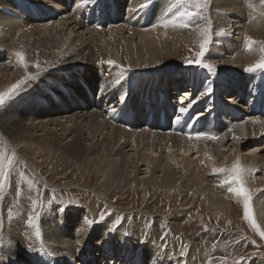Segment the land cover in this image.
I'll list each match as a JSON object with an SVG mask.
<instances>
[{
	"label": "bare ground",
	"instance_id": "obj_1",
	"mask_svg": "<svg viewBox=\"0 0 264 264\" xmlns=\"http://www.w3.org/2000/svg\"><path fill=\"white\" fill-rule=\"evenodd\" d=\"M98 1V5H95L97 6L96 16L100 24L106 22L108 26L112 23L121 24L124 14L128 13L130 15L133 13V10L137 11V9L140 10L144 7L141 5L143 3L142 0V3L139 2L140 0H114V7L108 6V0ZM173 1L159 0L158 3L154 2L155 4L147 3L148 6L146 9L140 10V12H149L152 8L150 18H148L150 22L147 27L153 28L150 29L153 30L152 33L148 31L149 36L142 35L144 38L137 37L142 39L138 45L135 44L134 40L126 39L124 47H121V45H111V42L106 44L102 42L103 40L100 41L101 39L98 40L94 37L90 38L89 41L78 36L71 37V29L66 28L68 31H65V25L66 27L69 25L72 27V25H76L77 19L91 15L92 6L86 9L82 2L77 4V0H0V65H4L1 69L6 70L8 67L14 66L16 67L15 72L19 78L22 79L26 76V82L20 90L16 91L4 104L0 105L1 139L4 138L12 148L11 141H14L15 138H20L24 144H36L43 151L50 152L59 160H65L68 168L67 171L76 177L78 174L82 175L81 177L88 176L87 174L91 170H95L96 177L99 181L104 178L110 184V187H115L110 192L116 191L118 186L126 189L129 183L136 180L134 178L147 174L148 178L144 182L149 185L148 188L152 194L169 190L176 197V203L180 201L186 202L187 204L185 206L183 205V207H188V209H183L181 212L178 211L170 221L168 230H170L171 234L169 235L171 236L170 240L172 242L170 240L166 242L163 235L157 232V235L150 234V236L146 234L143 236L141 234L144 232H140L138 229L128 228L127 225L119 227L115 223H111V221H102L100 224L97 223L98 225H95V221L98 218L97 211L91 208L88 209L86 206H81L80 209L66 207L65 211L61 213L59 211L60 204L54 207L53 210L50 209L51 212L49 214H42L40 223L41 235L37 237L36 229L30 228L24 217L17 218V220L15 219L11 223L6 220L3 215V207L1 206L0 218L2 230L1 227L0 230L2 231V236H7L8 234L10 236L6 240H2V236L0 237V255L7 256L9 246L11 245L12 260L9 264H13L14 261H24L32 264L41 257L47 259L49 264H70V258L91 253L90 249L98 251L102 246H119L123 243H128V246H131L133 250L139 251V254L143 253L146 261L157 256L161 262H164L169 258L172 259L173 257L184 255L185 257L180 261V264H208L205 263L207 256L205 257L201 253L198 254V251H189L187 248V251H183L185 244L177 243L175 234L179 230V234L182 236L184 242L188 240L181 231L186 229V231H191L190 225H185L188 219L190 220L194 217L204 196L207 198V205L215 211L224 216L238 217L239 214L235 207L237 203H241L243 197L232 191V189L238 187V184L233 179L234 174L230 173L229 170L236 163H234V160L227 154L224 148L225 142L235 139L234 129L232 130L233 127L227 123L219 122L214 130L211 131L204 125L210 118H203V113L195 115L191 109L186 115H184L185 113H180L179 109L187 104L183 97V100L180 99V104L184 105H177L176 108L173 107L174 110L172 111L168 110L170 109L169 105L174 103L170 99H166L165 102L162 99L158 100L161 103L157 105V108L153 107V103L144 105L139 100L140 104L138 105H132L131 103L133 102L131 101L126 106H122V108L127 107V112L122 114V116L129 121L128 125H131L130 127H132V122L143 125L151 117V121L153 122L155 120L156 122V129L158 131L160 130L159 133L157 132V135L151 131L152 129L145 127L143 129L145 132L137 133L138 135L130 134L127 131L125 133L122 130H113L110 133V138L98 139L100 135L105 136V131L114 125L108 119V115L103 114V109H97V101H100L98 95L100 98L104 95V99L112 98L111 102L115 101V95L122 96L121 93L127 95L126 90L131 89L133 84H139L137 81L141 80L143 74H150L152 71L149 67L143 66L145 61L143 60L144 57L151 56L153 59L161 60L160 65L153 66L154 71L167 69V66L172 65L175 61L172 59L173 54H177L183 47H188V44H194L200 47V44L205 39V35L209 41H213L209 37L211 34L208 32L210 26H213L215 29L217 39L220 40V38H223L221 40L224 42L220 45L219 49L215 48L216 45L212 46L211 54L203 63L213 65V74L222 78L227 88L231 86L235 88V95L233 94L232 102L237 100L236 96L238 94L241 95L240 97L248 95V91L251 88L254 89V84H262L257 82V77L254 80L248 78L247 75H250V72L246 71V69L264 60V51H262L264 49V0H210L212 7L208 10V14L193 15L191 18L187 15L181 16V20L183 21L181 24L176 22L180 17V15L178 17V14L191 12L189 11V4L186 0ZM139 3H141V6H139ZM171 3L177 4L178 14L176 20L173 15L174 7L173 5L171 6ZM75 8L78 9L76 11L77 14L75 13L76 20H73L75 19L74 15V17L69 15L62 16V13H71ZM169 12V17H166L165 14ZM82 13H85V15L83 16ZM59 15L65 18L61 22ZM145 16L147 15H144L142 18L139 17L141 19L138 21L145 22L147 19ZM45 17L47 18V23L53 24L52 27L46 25L43 28L36 24L44 22ZM206 17L210 19L206 20ZM131 18L134 19L132 16ZM232 19L237 20L235 23L230 24L234 22ZM72 21H75V23L71 24ZM247 21L248 25L245 24ZM78 22L80 24H77V26L81 25L82 21ZM236 23L244 26L241 27V30L239 29L240 33L243 34L246 32L248 38H251L255 42L250 49L248 47V40L244 42V37H240L237 33L240 38L227 39L230 34V28ZM33 24L39 26V28L35 26V29L32 28L28 32L23 30V28L27 29L30 26L34 27ZM82 24L85 26L84 23ZM229 24L231 27L226 31L222 30ZM61 25H64V28L60 27ZM156 25L159 27H156ZM85 27L84 29H86ZM238 27L240 28V26ZM110 28L113 33V38H116L115 42L125 39L123 38L125 28ZM206 29L207 32H205ZM134 31L135 29L131 28V33H134ZM227 33L229 34L227 35ZM29 35H32V39L28 38ZM96 35L98 34L95 33L94 36ZM162 37L164 38L163 42L159 40ZM182 38L185 39L182 40ZM238 42L241 44L239 47ZM156 43L158 45L155 49H152V45ZM242 46L244 50H240ZM222 50H226V53L230 54V57L226 58L222 56V52H224ZM218 51L219 54L216 53ZM17 52L23 53L27 67L19 62L16 56ZM214 56H218L220 61L223 60L225 63H221V65L216 64L212 58ZM132 57L138 58L137 61L133 62ZM209 58L213 59V63L209 62ZM109 61L113 63L110 64ZM37 64H39V68L36 67ZM200 68L198 69L199 76L204 73V68ZM1 71L0 79L3 80L1 78ZM191 72L194 71L192 70ZM206 74L208 76L211 73L208 71ZM79 77L82 78V81H80ZM170 81L169 78H166L163 82H159L160 86L155 91H158V94H160L161 89L159 88L164 83L165 86L161 94L168 93V95H174L176 93L175 90L180 93L182 84H179L177 89L171 91ZM171 84H174V82ZM115 86L118 87L120 92L113 93ZM191 86L195 90L194 85ZM67 87L72 88L71 92L79 95V98L76 99L73 96L74 93L70 96V94L64 92V89ZM202 89L204 90V87ZM182 92L185 91L181 90ZM144 95L146 94L144 93ZM84 99H88V103L94 105V107L87 109V103L84 102ZM102 104L104 105L105 103ZM250 106L252 105L250 104ZM146 107H148V111L145 110ZM160 107L165 111L164 113L160 112L161 110L159 111ZM129 109L132 110L130 111ZM150 110L153 111L151 116ZM256 110L260 114H264V105H259ZM180 115L184 116L180 117ZM161 116L164 117L165 122L163 126H158ZM194 116L196 122L203 124V131L198 130L200 136L198 141L204 143H200L201 145H193L190 148L188 144L191 142L177 137V134L183 136L185 133L182 130L184 124L188 123ZM251 120L248 121L251 122ZM253 124L255 126L251 128H253L252 135L254 138L257 133H264V122L258 119ZM139 127L142 126L140 125ZM139 127L135 126L134 128L139 129ZM40 131H43L44 134H36V132ZM239 131L241 135L247 136L244 126H240ZM220 133H222L220 136L223 139L219 142L216 139L211 140L207 138V136H216ZM124 138L126 140L130 138L134 141L132 145V149L134 150H137L141 146V150H145L144 154L141 153V157H139L133 152L124 153V149L131 143L129 140L127 142L124 141ZM157 141L158 143L156 144ZM162 142L166 143L163 144ZM239 144L243 143L240 142ZM239 144H235L237 150L240 148ZM153 145L157 146L152 148ZM166 145H168V149L180 147V151L185 155L187 151L194 150H196L195 153H200L195 158L190 157L192 155L185 156L183 162L180 163L182 165L177 166L168 159L173 155L169 154L167 157H161ZM245 146L247 147L248 144ZM132 149L130 150L132 151ZM13 150H16V148H13ZM156 151L160 154L159 158L155 160L154 156L156 155ZM236 157L239 160L241 168H246L244 170L245 172L248 173L255 169L264 172V160L261 157L258 158L254 155L239 157L238 152H236ZM248 157L251 158L248 159ZM139 162L141 167L138 165ZM108 166L112 167V169L108 170ZM144 166L145 173L142 172L144 174H140ZM104 167L107 170H104ZM217 169H224L226 171H215ZM206 172L209 173L207 174ZM38 175L40 177L41 172ZM153 177L154 179H152ZM42 178H40L42 182L48 183ZM246 178L252 186L255 185L252 176L249 177L247 175ZM261 183L264 185V179H261ZM254 204L256 219L260 226L264 227V197L255 200ZM9 223L8 233L5 229ZM184 226L185 228H183ZM125 233H127V236L124 235ZM192 246L193 250H196L197 247L195 245ZM103 253L107 255V252L102 250L99 255L97 254L98 257ZM140 257L138 255L132 262L143 264L141 260L143 256ZM113 258L112 255L110 259ZM90 259L88 256L86 261ZM173 261L175 262L177 260L174 259ZM88 262L91 263L90 261ZM94 264L98 263L94 262ZM120 264L132 263H128V260H120Z\"/></svg>",
	"mask_w": 264,
	"mask_h": 264
},
{
	"label": "rangeland",
	"instance_id": "obj_2",
	"mask_svg": "<svg viewBox=\"0 0 264 264\" xmlns=\"http://www.w3.org/2000/svg\"><path fill=\"white\" fill-rule=\"evenodd\" d=\"M88 1L89 0L87 1L77 0V4H80L82 2L84 4L82 5L86 7V9L92 6L91 15L88 17H85V18L82 17L80 19H77V17L75 16V13L78 9L76 8L73 9L71 13L70 12H64V14L62 13L63 17L68 16V15L69 16L74 15L75 17L74 16L73 17L75 19L73 20L77 19L76 23L75 21L71 22V24L73 23L76 24L74 26L72 25L73 28L70 25L67 27L65 25L66 32L68 31L66 28L71 29V37L78 36L83 39L85 38L86 41H89L90 38L94 37L95 39H98V40L101 39L100 41L103 40L102 42H105L106 44H108V42H111L112 43L111 45H114V46L121 45V47L122 46L124 47V43L126 42V39H132L134 40L135 44L138 45L140 44V41L142 39L137 38V37L144 38L143 36H146V35L149 36L148 31L149 33H152L153 31V30H150V29H153L152 27L147 28L148 23L150 22L148 21V18H150V12L152 11V8L149 12H144V11L140 12V10L146 9V7H143L140 10L137 9V11L133 10L132 14L128 15V13H126L123 15V20L121 22L122 25L120 23L119 24L112 23L111 25L108 26V23L106 22H103V24L99 23L98 17L96 16L97 6H95L96 4L88 2ZM142 1L141 0L139 1L142 3V4L139 3V6L147 5V3L155 4V3H158L159 0L157 2L156 0L155 1L149 0L148 2L147 0H142ZM175 1L176 0H174L173 2ZM186 2L189 4V11L193 13L199 11V15L204 14V13L208 14L207 13L208 10H210V8L212 7V3L210 0H199L200 3L205 5V7L199 10H197V8L195 7L197 0H186ZM172 3H171V6L173 5L174 7L173 15H174V19L176 20V16L178 14L177 8H176L177 4L176 3L172 4ZM108 6L114 7V0H108ZM82 14L83 16L85 15V13H82ZM143 14L147 15L145 16V18H147L145 20L146 23L144 21H141V22L138 21L144 16ZM169 14L170 12L166 13L165 16L169 17ZM179 15L180 13L178 14V17ZM62 16L59 15L60 22L61 20L65 19V18H62ZM131 16L134 19H132ZM46 17H49V16H46ZM46 17L44 19V22L36 23V24L42 27L43 26L45 27L46 25L52 27L53 24L47 23ZM208 17H206L207 18L206 20L210 19ZM236 20L237 19H232V21L234 22H231L230 24L235 23ZM78 21H82V23H84L86 27L83 26L82 23L81 25L77 26V24H80V22ZM14 22L16 21L14 20ZM176 22L178 24H181L183 22L181 20V15L176 20ZM6 24H9V23H6ZM48 24H52V25H48ZM230 24L228 26H225L222 30L226 31L229 27H231ZM245 24L248 25V21ZM35 26L36 25H34V27L30 26V28L28 27L27 29L23 28V30L28 32L32 28L34 29L36 27L39 28V26H36V27ZM238 26H240V28ZM60 27L64 28V25H61ZM84 27L86 29H84ZM110 27H115V28L120 27L123 29L125 28L124 34H123V38L125 39L123 41L115 42L116 38H113V33L111 32ZM144 27L148 30H146ZM156 27H159V26L156 25ZM241 27H244V26H242L240 23L234 24L233 27H231L229 30L230 34L227 33V35L229 34L227 39H236V38H240L241 36H243L244 42H246L248 40V36H247L248 34L246 32H244L243 34L240 33V30L242 29ZM131 28L135 29L134 33L133 32L131 33ZM82 30L84 31L82 32ZM208 32L211 34L209 35L208 33L209 37L213 39V41L211 40L209 41V45L207 46V52H206L205 57L203 58V62L211 54L212 46L216 45L215 48L219 49L220 45H222L224 42L223 40H221L223 38H220V40L217 39V34L215 33V29L213 28V26H210L208 28ZM95 33H97L98 35L94 36ZM236 33L240 37H238ZM136 34H141V35H136ZM28 38L32 39V35H29ZM183 39L185 38H182V40ZM227 39H225V41H227ZM159 40L163 42L164 38L162 37ZM157 45H158L157 43L152 45V49H155ZM240 45L241 44L238 42V47ZM199 50H200V47H198L197 45L188 44V47L185 46L182 49H180L177 54L175 53L173 54L172 59H174L175 61L173 62L172 65H168L167 69H162V71L153 70L154 68L153 66L159 64L161 60L153 59V57L151 56L144 57L143 60L145 61H144L143 66L149 67L152 71L150 72V74H143L141 77V80L137 81L139 84H133L131 89L126 90L127 99L124 101L123 104L119 102L120 96L118 95H115L114 102H111L112 98L104 99L105 98L104 95H102L101 98L98 95V99L100 101L99 102L97 101V109L99 110L103 109L102 111L103 114L104 115L107 114L108 119L114 124L111 126V128H108L105 131V134H106L105 136L100 135L98 136L99 137L98 139L103 140L104 138L105 139L110 138V135H111L110 133H112L113 130H122L125 133L129 132L130 134L138 135L140 134V132L141 133L145 132L143 131L145 127L148 129H152L151 131L154 134L156 133L157 135L160 130L158 131L156 129L155 120H153V122L152 121L149 122V119H148V121L146 123L144 122L143 125L137 124L136 122L135 123L132 122V127H130L131 125H128L129 121L126 120L122 116V114H125L127 112V109H126L127 107L122 108V106H126V104L131 103V101L133 102L131 103L132 105H138L140 104L139 103L140 101L141 104L143 102L144 105L153 103L154 104L153 107L157 108L158 107L157 105L161 103V101L158 102V100L162 99V101L165 102L166 99H170L174 101V103L169 105L170 109L168 110L172 111L174 110V108L177 107V105L179 106L184 105V104H180V99L183 100L184 98L187 104H185L186 106H183V107L188 108V111L186 113L190 112V109H191L192 111H194L193 113H195V115H199V113H203L204 114L203 118L209 117L210 119H208L207 122L204 123V125L206 128H209L211 131L214 130L215 126L219 122L227 123L228 125L233 127L232 130L234 129L233 131L235 133V139L225 142L226 144L224 148L226 149L227 154L232 157V159L234 160V163L236 164L239 163V160L236 157V152H238L239 157L240 156L247 157V155L249 156L254 155V156H257L258 158L261 157L264 160V148H263L264 147V138H263L264 133H260V134L257 133L255 138L252 135V131H253L252 129L255 126V124L252 125V123H254V121L258 119L264 122V114H260L258 110H256L259 105H264L263 104L264 103L263 102L264 101V70L256 69L255 72L254 71L250 72L249 73L250 75H247L248 78H251L254 80L257 77V82L262 83V84L261 85L254 84V89L251 88V90L248 91V95H245V97L244 96L240 97L241 95L238 94L236 96L237 100L232 102L233 101L232 98L235 95V88H233V86L227 88L226 83L222 81V78L216 76V74H213V72H211V74H208L207 76L206 74L208 72L207 69H203L204 73L202 72L203 75H200L201 78L203 77L201 79L198 73L199 71L198 69H201L200 68L201 66L185 64L186 60L195 59L196 53L199 52ZM240 50H244V47L242 46ZM222 51H224L222 52L223 53L222 56H225L226 58L230 57L229 56L230 54L226 53L227 52L226 50H222ZM121 53L123 52L121 51ZM216 53L219 54V51ZM214 57L212 58L214 59L216 64L221 65V63L222 64L225 63V61L223 60L220 61L218 56H214ZM212 58H209L211 60V61L209 60V62L211 63H213ZM137 59L138 58L132 57L133 62H136ZM226 60H229V59H226ZM2 66L4 65H0V71L2 70L1 69ZM15 69L16 67L13 66V67H8L6 70H2L4 72L1 71V74H2L1 78L3 80L0 79V93L6 92L14 84H19V88L16 90L18 91L26 82V79H25L26 76H24L22 79L19 78L18 74L15 72ZM192 70L194 72H191ZM205 70L207 71L206 73H205ZM204 74H206V76H204ZM79 78H80V81H82V78L81 77ZM166 78H169V81L171 79L170 81L171 91L177 89L179 84H182L181 90H184L185 92L181 93V90H180V93H181L180 94L177 90H175L176 93H174V95H170V94L168 95V93L161 94L163 87L165 86L163 83L162 84L163 86L159 88L161 89L160 94H158V91H155V89L158 86H160L159 82H163ZM20 81H23V83H20ZM173 82L174 84H171ZM208 84H211L213 88V92L210 95H203L202 94L203 89L201 90V88L203 87L205 88V86ZM191 85H194L195 90H193V87ZM116 87L117 86L114 87L113 93L120 92V90H118V87L117 88ZM71 90L72 88L67 87L64 89V92L70 94L71 96V94L73 95L74 93V92H71ZM144 93L146 95H144ZM121 95H123V93H121ZM199 95L200 97H198ZM73 96L76 99L79 98V95L75 93ZM87 100L88 99H84V102L87 103V109H92L94 105H90ZM102 103H105V104L103 105ZM250 104L252 106H250ZM189 105L191 106L189 107ZM113 109H115V111H113ZM129 110L131 111L132 109H129ZM145 110L148 111V107H146ZM159 111L163 113L165 112L162 110V107L159 108ZM236 112H238V114H236ZM186 113L184 115H186ZM151 114H153L152 110H150V115ZM112 115L113 117H111ZM211 115L213 118L211 117ZM182 116L180 115V117ZM195 120L196 118L194 116L193 118H191V120L188 123L184 124V128H182V130H184L185 133L183 134V136L181 134H177V137H180L182 139L184 138L185 140H188L191 142L190 144H188L190 148H192L193 145H201L200 143H204L202 141L199 142L198 141L199 138H197V136H199L198 130L203 131L204 129L203 124H201V122H196ZM200 120L202 121V119ZM248 120H251L252 123ZM240 123L242 124L240 125ZM140 125L142 127H139ZM135 126L139 127V129L134 128ZM240 126L242 127L244 126L246 130L245 133L247 136L241 135L239 131ZM36 134L41 135L44 133L43 131H40V132H36ZM160 134L162 135V133ZM220 135H222V133L215 136L217 137L216 139L217 142L223 139L222 136ZM246 137H247V141H246ZM128 140L131 143L128 144L127 148L124 149L125 151L124 153L133 152V153H136V155H138L139 157H141V153L144 154L145 150H141L142 148L141 146H139V148L137 149L138 151L132 149V145L134 141L130 138L127 140L124 138V141L127 142ZM11 142H12L13 148H16V150H13V148L8 144V142H6L4 138L1 139L0 137V163L3 164V170L6 173V176H0V184H2V187H0V209L2 206L3 215L5 216L6 220H8L10 223L15 219L17 220V218L24 217L29 227L32 229L35 228L37 230V228L40 229L42 214H47V213L49 214V212H51V210H53L54 207H56L59 204H60V207H64V209L66 207H74V209H80L81 206L82 207L86 206L88 209L91 208L97 211L96 213L98 215V218L95 221V225H98L100 224V222H102L99 220V216L101 213H103L105 215L104 221H111V223H115L119 227L123 225H127L128 228L131 227V229H136V230L138 229L140 230V232H144L143 234H141L143 236H145L146 234L147 235H150V234L157 235V233H160L163 235V238L166 240V242H169V240L171 239V236L169 235L171 233H170V230H168L170 221L175 217L178 211L181 212L183 209H188V207H183V205L185 206L187 204L186 202L180 201L176 203V197L169 190H163L161 191V193L152 194L150 189L148 188L149 185L146 182H144L145 179L148 178L147 174H145L144 176L141 175L137 178H134L136 180H134L132 183H129L126 189L121 188V186H118L116 188V191L110 192L115 187L113 188L110 187V184L104 178L101 181H99L98 178L96 177L95 170H91L89 174H87L88 176H85L86 178L81 177L82 175H79V174L76 177V176H73L71 172L67 171L68 168L66 166L67 163L65 160H59L57 157H55L50 152L43 151L42 148L37 146L36 144H33V143L24 144L20 138H15V140ZM240 142L243 144H239ZM245 142H248V143H245ZM157 143L158 141L156 142V144ZM162 143L164 144L166 142H162ZM235 144H239L240 148L238 150ZM247 144L248 146L246 147L245 145ZM156 146L157 145H153L152 148ZM179 148L180 147L168 149V145H166V148L164 152L162 153L161 157H167L169 154L173 155L169 157L168 159H170L171 162H174L175 165L181 166L182 164L180 163L183 162V159L185 158V156L192 155L190 157L195 158L200 153V152L195 153L196 150H194L190 152L187 151V154L185 155L180 151ZM130 149H132V151ZM159 154L160 153L156 151V155L154 156L155 160L159 158ZM249 158L251 157H248V159ZM9 160H11V163H9ZM138 165L139 166L141 165L140 162ZM108 167H109L108 170L112 169V167L110 166ZM103 169L107 170L105 169V167ZM144 169H145V166L141 169L140 174L145 173ZM232 169L229 170L230 173H233ZM242 169L246 170V168H242ZM37 172L38 173L41 172L40 177ZM244 172L245 171H243L242 173L243 183H244L245 188L249 191V195L251 197V200H250V207L252 211L251 219H248L245 217L243 196H242L243 199L241 203H237L235 207L239 214L238 217L235 216V218L231 216H227V215L224 216L221 213L215 211L213 208L209 207L207 205L208 202L206 201L207 198L206 196H204L199 204V208L194 214V217L191 218L190 220L188 219L187 224L185 225V226L190 225L191 231H186L187 229L181 231L182 234L185 237H187L188 240H185L184 242L182 236L179 234V230H178V233L175 234L177 238V243L179 242V243L185 244V248L183 251H185L186 248L189 251H198V254L201 253L205 257L207 256L206 258L209 261L205 259L206 262L204 260L203 262L208 263V264H212V263L213 264H264V238H262L260 235V232H264V227L260 226L259 222L256 219V210H255V204H254L255 200L264 197V185H262L263 183H261V179H264V172H261L259 169L249 171L248 173L247 172L244 173ZM247 175H249V177L252 176L253 181L255 182V185L252 186V184L247 180L246 178ZM254 177H257V178H254ZM40 178L45 179L48 183L44 181L42 182ZM78 179L80 180V182ZM152 179H154V177ZM30 220L32 221L31 223L29 222ZM253 221H255L256 227H253ZM10 223L8 227H6L5 229L8 233H9ZM185 226L183 228H185ZM0 227L2 230L1 218H0ZM1 236H2V231L0 233V237ZM8 236L10 235L8 234L7 236H2V240L3 239L6 240ZM170 241L172 242V240ZM192 245H195L197 247L196 250H193ZM102 250H105V252H107V255L103 253L98 257V255L101 253ZM90 251L91 253H88L86 255L83 254L78 257L70 258L69 263L70 264H94V262H96L98 264L100 263L120 264V260H123V261L128 260V263L136 264L138 262H132V261L134 260V258H137L139 255L141 257L143 256L144 260L140 257L143 264H175V263L180 264V261H182L185 257L184 255H180L179 257H173L172 259L169 258L167 261L161 262L157 256H154L150 260L146 261L143 253L139 254V251L135 249L133 250L131 246H128V243H123L119 246L114 245L111 247L110 245L102 246V248L98 249V251L91 250V249ZM108 251H110L111 253ZM87 255L91 258L90 260H88L91 263L86 261V258L88 257ZM112 255L114 258L110 259ZM2 257L7 261L6 255H2ZM115 259L117 260L115 261ZM174 259L177 261L174 262L173 261ZM15 263L16 264L17 263L18 264H28L24 261H19V262L14 261L13 264ZM32 264H49V263L47 259L41 257L39 258V260H37L35 263H32Z\"/></svg>",
	"mask_w": 264,
	"mask_h": 264
},
{
	"label": "snow or ice",
	"instance_id": "obj_3",
	"mask_svg": "<svg viewBox=\"0 0 264 264\" xmlns=\"http://www.w3.org/2000/svg\"><path fill=\"white\" fill-rule=\"evenodd\" d=\"M89 2L98 5V0H89ZM147 6L148 5H144V7H147ZM195 7L197 8V10H199V9H202L203 7H205V5L200 3L199 0H197ZM180 15L181 16L187 15L189 18H191L193 15H199V11H197L195 13H193V12L181 13ZM205 32H207V29L205 30ZM253 43H255V42L253 40H251V38H248L249 49L251 48ZM208 45H209V40H208L207 36L205 35V39L200 44V50H199V52L196 53L195 59H188L185 61V64L186 65H198V66L203 67L204 69H207L210 73L213 72L214 71L213 65L208 64V63H203V58L206 55ZM262 51H264V49H262ZM16 56L18 57L19 62L22 65H24L25 67H27V65L25 64V57H24L23 53L18 52V53H16ZM109 63L111 64L113 62L109 61ZM36 67L39 68V64H37ZM256 69L264 70V60L259 61L253 67L247 68L246 71L253 72ZM30 79H31V77H30ZM20 83H23V81H20ZM18 88H19V84H14L6 92L0 93V104H4V102L10 96H12L13 93H15ZM212 92H213V88H212L211 84H208L205 86L202 94L203 95H210ZM126 99H127V95L126 94L122 95L119 97V102L121 104H123ZM190 106L191 105H189V107ZM113 111H115V109H113ZM187 111H188V108H185V107H181L179 109L180 113H186ZM197 138H200V136H197ZM207 138L211 139V140L217 139V137H215V136H207ZM9 163H11V160H9ZM215 171H224V169H217ZM243 171L244 170L240 167L239 163H237L236 165L233 166V169H232V172L234 174L233 179L237 182L238 187L232 189V191H234L237 195L244 197L245 217L248 219H251V217H252V211H251V207H250L251 197L249 195V191L245 188L244 183H243V178H242ZM0 176H6V173L3 170V164L2 163H0ZM0 187H2V184H0ZM59 211L61 213H63L65 211L64 207H59ZM99 220L100 221L105 220V215L103 213L100 214ZM29 222L31 223L32 221L30 220ZM89 223H91V221H89ZM253 227H256L255 221H253ZM40 235H41L40 229L37 228L36 236L39 237ZM124 235L127 236V233H125ZM260 235L262 238H264V232H260ZM11 260H12V252H11V245H10L9 250H8V254H7V261L2 256H0V264H9V262Z\"/></svg>",
	"mask_w": 264,
	"mask_h": 264
}]
</instances>
